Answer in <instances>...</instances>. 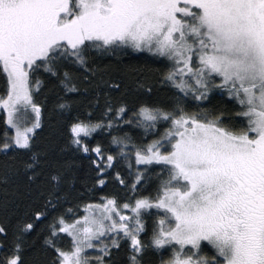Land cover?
Wrapping results in <instances>:
<instances>
[{
    "label": "snow or ice",
    "instance_id": "1",
    "mask_svg": "<svg viewBox=\"0 0 264 264\" xmlns=\"http://www.w3.org/2000/svg\"><path fill=\"white\" fill-rule=\"evenodd\" d=\"M129 51L160 62V87L138 79L144 99L130 107L118 81H102L111 91L81 115L82 90L101 86L96 57ZM0 79V185L23 176L39 189L22 216H0V264H264V0H0ZM46 81L66 118L57 155L72 159L36 147ZM214 93L237 107L207 108ZM98 132L111 148L90 145ZM84 161L88 191L114 171L123 197L73 206L62 188Z\"/></svg>",
    "mask_w": 264,
    "mask_h": 264
},
{
    "label": "trees",
    "instance_id": "2",
    "mask_svg": "<svg viewBox=\"0 0 264 264\" xmlns=\"http://www.w3.org/2000/svg\"><path fill=\"white\" fill-rule=\"evenodd\" d=\"M95 66L98 68L95 83L101 84V86L98 88H90L87 92L82 90L78 97L80 101L78 110L81 112V115L84 114L85 109L91 106L89 102L94 99L96 92H99L101 96H103L104 92L111 91L102 84V81H118L121 84V91L124 93L125 99L129 101L130 107L136 101L144 99L143 95L137 90L138 79H142L146 84H151L154 90L160 87L155 83V81L159 78L162 65L159 61L154 59L146 52L135 53L129 51L126 55L121 56L119 59H117L115 56L108 55L97 56L95 60ZM4 90V81L3 79H0V95L4 93ZM112 94L116 95V93ZM154 95L162 96L163 92L161 91L159 93H155ZM37 100L43 105V128L42 130L37 129L38 135L35 137L36 147L55 148L56 152L52 153L53 159H72L73 157L71 153L57 155L59 149L66 143V118L61 116L56 111L55 105L57 103V95L51 83L46 81V87L37 96ZM190 103L195 104V101H191ZM102 105L103 99H101V104L95 111L96 118H102L103 116ZM205 106L212 110H231L237 107L234 102L228 100L226 95L221 96L219 93H214L211 103H206ZM129 115H131V113H129ZM3 119V115L0 114V140L3 139L6 128V125L3 123ZM8 131L11 133V130ZM113 134L123 135V132H117L114 130ZM140 139H142V133L141 135L134 137L136 142H139ZM89 143L92 146H95L97 143H99L105 149H109L111 148V137L107 135V132H98L94 134V138L91 139ZM76 159H79V157H76ZM6 161L7 158L3 154H0V170L3 169ZM154 167V172L146 173V175L150 176L151 179L147 183L144 190L145 195H147L149 192L154 194L155 188L158 184V181L155 179V177L156 174L160 172L161 166ZM136 168L137 166L133 157V175L135 174ZM117 170H119L126 179L131 178L129 176V169L127 167L126 161H120L117 164ZM74 171L76 183L71 187L64 185L62 188V191L68 196V199L72 202L73 206H75V204L78 202L83 203L89 200L96 201L99 199L100 195L104 194L117 193L123 197L124 193L119 191L120 186L114 181V171L112 178H110L108 181V187L105 188L103 192H96L95 195H93V192L88 191L89 189H93V176L88 171L87 161H84L82 166L76 168ZM42 179L43 177L38 178V180ZM38 191L39 189L37 185L33 184L29 187L23 176H14L12 181L7 186L0 185V205H2L5 199L9 201L7 209L0 207V216L6 213L7 215L11 216L13 220H15L18 216H22L26 211L27 205L31 203V197L28 196V193L31 192L32 197H34ZM81 193H84V195L81 196ZM205 251L207 254H212L213 250L206 247ZM147 259L149 260V264H156V260L153 257L150 256Z\"/></svg>",
    "mask_w": 264,
    "mask_h": 264
}]
</instances>
